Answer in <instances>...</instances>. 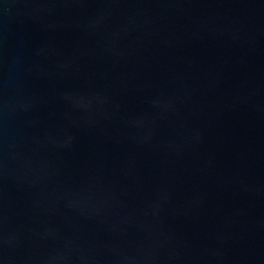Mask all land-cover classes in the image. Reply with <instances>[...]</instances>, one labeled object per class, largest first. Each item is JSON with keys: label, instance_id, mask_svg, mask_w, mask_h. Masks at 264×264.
I'll return each mask as SVG.
<instances>
[{"label": "water", "instance_id": "1", "mask_svg": "<svg viewBox=\"0 0 264 264\" xmlns=\"http://www.w3.org/2000/svg\"><path fill=\"white\" fill-rule=\"evenodd\" d=\"M0 264H264V0H0Z\"/></svg>", "mask_w": 264, "mask_h": 264}]
</instances>
